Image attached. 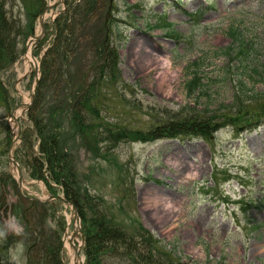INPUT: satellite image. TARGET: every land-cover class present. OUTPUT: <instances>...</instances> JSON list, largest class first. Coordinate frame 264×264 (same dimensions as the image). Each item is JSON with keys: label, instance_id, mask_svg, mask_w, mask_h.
I'll return each instance as SVG.
<instances>
[{"label": "rangeland", "instance_id": "rangeland-1", "mask_svg": "<svg viewBox=\"0 0 264 264\" xmlns=\"http://www.w3.org/2000/svg\"><path fill=\"white\" fill-rule=\"evenodd\" d=\"M55 1L3 0V7L0 0V8L16 23L9 27L13 28L11 32L0 38L2 50H11L15 58L0 59V232L6 230L7 234L15 235L7 254L4 249L7 241L4 243L0 238V264L5 263L8 255L10 261L5 264H27V241H19L18 237L25 238L21 212L24 208L31 226L44 230L39 252L43 243L57 247L61 239L62 263L72 264L66 237L74 231L73 208L53 196L71 199L55 179L32 175L33 167L28 165L34 164V156H40L30 110L36 99L38 115L47 109L55 101L54 91L60 84L49 80L40 88L42 59L57 34L55 24L60 16L66 14L70 18L75 6L83 3L64 0L48 10L45 34L36 42L34 36L42 34L41 13ZM110 6L108 22L92 18L90 26L81 27L82 42L74 45L80 48L71 58L74 61L77 57L73 68L80 79L99 60L96 46L85 49L89 40L94 39L88 34L97 29L106 33L110 46L117 52L123 83L101 84V95L93 106L114 118L113 113L122 109L115 98V87L119 86L123 89L121 94L137 102L128 115H123L126 119L130 117V128L149 127L151 115L156 113L167 114L169 118V113L192 108L187 82L196 69L207 82L203 101L232 102L237 76L244 77L239 73L242 69L238 49L232 46L227 34L233 22L243 26L246 33L259 37L257 59L264 62V0H98V11L106 17ZM193 12L197 16L190 15ZM226 49L236 59L230 60L225 55ZM248 60L254 63L250 57ZM226 68L231 70L230 82L223 79ZM90 75L94 78L93 73ZM260 77L258 74L251 77L258 90L262 88ZM253 81H247L248 85L252 86ZM34 86L37 87L34 101L23 113L25 119L18 118L19 131L12 114L16 107L31 101ZM83 109L90 112L89 108ZM12 149L22 167V189L10 162ZM112 151L121 165L120 173L107 160L95 161L85 148L72 151L82 191L87 188L99 201V211L111 209L115 222L132 225L137 222L169 244V248L176 247L181 256L174 252L172 256L176 262L181 261L178 264H264V125L239 136L232 127H224L208 139L194 136L184 140H122ZM34 201L45 206L37 209L39 205ZM80 218L86 237L81 214ZM36 235L37 232L31 233L29 242ZM80 235L74 241L87 264V241L83 243ZM42 256L48 258L43 251ZM102 258L104 264H134L115 253L107 252Z\"/></svg>", "mask_w": 264, "mask_h": 264}, {"label": "trees", "instance_id": "trees-1", "mask_svg": "<svg viewBox=\"0 0 264 264\" xmlns=\"http://www.w3.org/2000/svg\"><path fill=\"white\" fill-rule=\"evenodd\" d=\"M1 1L3 3V0ZM82 5L75 6L70 18L66 14L60 16L59 22L55 24L57 34L42 59L40 88L46 86L49 80H53V83L60 82V84L54 91L55 101L51 102L47 109L38 115L39 103L36 99L30 110V118L34 121L37 131L40 156H34L36 153L34 152L32 154L34 164L28 163V165L33 167L32 175L39 176L44 180L49 179V176L55 179L62 185L66 197L74 200L77 204L86 232L87 264H104L102 257L107 252L125 256L134 264L181 263V261L176 262L172 256L173 252L175 255H179L176 247L169 248V244L164 243L151 231L143 228L141 224L135 222L132 225L124 221L117 223L113 210H98L99 201L97 202V199L95 200L90 195L87 188L82 191L83 187H81L78 179L79 173L74 163L76 156L72 154V151L77 150V147L85 148L95 161L107 160L120 173L122 172L121 165L115 159L116 153H113L112 150L122 140L147 142L162 138L184 139L192 136H202L208 139L217 130L224 127H232L238 134L262 124L264 122V62L257 59L260 46L256 39L259 37L256 35L254 37L253 34L243 35L240 27L235 23L231 24L228 29L227 34L231 38L232 46L234 45L238 49L236 54L240 55L239 63L242 71L239 73L244 76H237L235 86L231 83L233 86L232 102L203 101V96L207 94L205 89L207 82L196 69L187 82L190 90L188 96L192 98L191 102H188L193 105L192 108H182L173 114L168 112L169 118L167 114L156 113L151 115L153 120L149 127L134 128L131 126L132 128H130V117L126 119L123 115L132 111L135 108L133 104H137V102L127 99L124 94H121L123 89H120L119 86L115 87V98L116 103L121 105L122 109L120 113H113L116 115L114 118L105 116L103 110L93 106L94 100L101 95V84L117 85L122 81L117 52L110 46L108 36L106 33H102L101 29L90 31L88 36L93 35L94 39L89 40L90 45L85 47L87 50L96 46L95 53L97 60L99 59L98 62L89 66L85 71L86 75L80 79L75 76L73 67L77 57L74 61L71 57L75 56L76 49L78 51L80 48V46L75 48L74 45H77L84 35V28L81 27L90 26L91 23L88 22L92 18L102 21L106 17L105 14L98 11V0H83ZM0 23H2L0 24V38L3 34L11 32L13 28L9 27L16 24L9 20L3 8H0ZM80 28L81 31H79ZM0 41L2 40L0 39ZM233 49L235 51V48ZM224 52L230 60L236 59L230 49H226ZM249 57L254 62L253 64L249 62ZM4 58L15 59L11 50L3 51L0 45V59ZM98 64H100L99 67ZM223 71L224 81L230 82L232 80L230 68ZM90 73H93L94 78L90 77ZM257 74L261 76L259 80L262 81L261 90L255 88L256 84L251 78ZM87 76H89L88 79H86ZM247 81H253L252 86H249ZM40 102L42 101L40 100ZM83 108H89L91 113ZM151 109L155 110V108ZM42 116L44 118H41ZM95 165L104 171L99 163L95 162ZM45 169L48 171L47 174H45ZM126 178L128 177L126 176ZM48 183L50 182L48 181ZM91 183L93 184L92 181ZM34 202L39 205L37 209L45 206L38 201ZM21 212L25 224V238L18 237L19 241L22 239L27 241L29 255L27 264H63L60 254L63 249L61 239H58L57 247L43 243L42 251L48 255V258H46L47 256L43 257L38 246L42 242L40 236L44 234V230L42 228L37 230L31 226L27 219L26 208ZM33 232H37V235L29 242V236ZM12 237L14 238L15 235L7 234L6 230L0 232V238L4 243L7 241L8 244L4 248L6 254ZM9 261L8 255L7 259L4 258V262Z\"/></svg>", "mask_w": 264, "mask_h": 264}, {"label": "water", "instance_id": "water-1", "mask_svg": "<svg viewBox=\"0 0 264 264\" xmlns=\"http://www.w3.org/2000/svg\"><path fill=\"white\" fill-rule=\"evenodd\" d=\"M62 1H64V0H56L54 3L49 4V5H47L45 7L44 11L42 12V14L40 16V20H39V23H40V25L42 27V34L41 35H38V36H34V39L33 40H35L37 42L45 34V31H46V26H45V16H46V12L48 10H50V9H54ZM34 62H35L36 67H38V63L36 61H34ZM36 73L38 75V68H37ZM36 88L37 87L34 86L33 89L31 90V98H32L31 101L28 102V103H23L20 106L16 107V109L14 110V112L12 114V117L16 121V124L18 126V130L19 131L21 130V127H20V121H19L18 118L21 117L22 119H25V116L23 115V113L31 107V105H32V103L34 101ZM18 109H20V114L19 115H17ZM10 162L13 165V168L15 169V171L18 174L19 186L22 189V188H24V177H23V173H22L21 164L18 162V160L15 157L14 149H12L11 152H10ZM53 197L56 198V199H59V200H63L66 204L72 206V208H73V215H74L75 221H76V223H78V226L80 227V232H82V228H81V218H80V214H79L78 208L76 207L75 203L73 201H71V200H67L65 197H63L61 195H57V196H53ZM78 234L79 233H77V235ZM82 241L83 242L85 241V236L83 235V232H82ZM75 249H76L77 256L81 259V264H83V258L78 253L79 252V248L77 246H75Z\"/></svg>", "mask_w": 264, "mask_h": 264}, {"label": "bare ground", "instance_id": "bare-ground-1", "mask_svg": "<svg viewBox=\"0 0 264 264\" xmlns=\"http://www.w3.org/2000/svg\"><path fill=\"white\" fill-rule=\"evenodd\" d=\"M30 58H31V56H30ZM167 65H170V63H168ZM161 81H163V80H161ZM20 109H18L17 115L20 114ZM78 232H80V227L78 226V223L76 225L74 223V231L70 235H67V237H66L68 240L67 246L69 249V254L71 257L72 264H81V259L78 258L77 254H76V249H75V246L73 243V239L77 237Z\"/></svg>", "mask_w": 264, "mask_h": 264}]
</instances>
